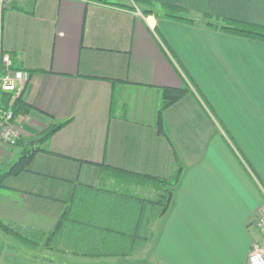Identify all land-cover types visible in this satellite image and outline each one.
Listing matches in <instances>:
<instances>
[{"label": "crops", "instance_id": "obj_1", "mask_svg": "<svg viewBox=\"0 0 264 264\" xmlns=\"http://www.w3.org/2000/svg\"><path fill=\"white\" fill-rule=\"evenodd\" d=\"M204 15L264 26V0H15L3 48L29 73L32 108L16 121L25 151H43L0 189V221L15 229L0 230V264H249L264 249V42L208 29ZM184 83L192 93L160 134L162 90ZM15 148H0V176ZM181 168L161 218L118 191Z\"/></svg>", "mask_w": 264, "mask_h": 264}, {"label": "trees", "instance_id": "obj_2", "mask_svg": "<svg viewBox=\"0 0 264 264\" xmlns=\"http://www.w3.org/2000/svg\"><path fill=\"white\" fill-rule=\"evenodd\" d=\"M95 2H109V0H91ZM142 5V3H139ZM148 6H151L150 3H145ZM124 7H128L130 9H133L131 5H125L121 4ZM153 6V5H152ZM162 9L165 12V17L169 20L178 21V22H185L188 24H193L195 22V19L191 16L189 11L187 9L172 6V5H162ZM145 16H152L154 13L152 11H144L142 12ZM202 22L205 23V26L208 29H215L218 31H221L228 35L243 37L247 39H255L259 41L264 42V26L251 24L239 20L229 19V18H221L216 17L213 15H204L202 17ZM163 93V104L161 109L158 112V131L160 134L164 133L163 130V114L166 110L177 104L179 101H181L186 95L191 94V89L187 83H184V85L179 89H172V88H164L162 90ZM5 105H8L9 99H6L3 101ZM13 109L15 112V116L17 118L18 115H28L32 111V108L26 105L22 102L21 98L18 99L14 105ZM62 127H56L52 129L49 133L44 134L40 140H38L36 143H44L46 142L50 136H52L57 130H59ZM165 134V133H164ZM21 142L18 144V146H21ZM43 151L42 149H35L31 151H26L19 161L6 173L5 175L0 176V189L4 187V183L8 178L19 176L25 172H28L35 155ZM182 168L176 175V177L172 180H165V179H159V178H153L148 175H134L138 177L140 180L138 181L139 184H148V183H159L160 185H164L162 187L163 194L160 197V201L153 202L149 201V208L147 209L151 217H163L169 210L174 190L179 183V179L181 176ZM151 185V184H150ZM153 185V184H152ZM158 185V186H160ZM161 187V186H160ZM161 189V188H160ZM161 192V191H160ZM164 203V208L161 211H157V209L162 206ZM146 211L144 210V215ZM0 230L5 231L12 235L13 232H15V229L8 225L7 223L0 221ZM14 235V234H13Z\"/></svg>", "mask_w": 264, "mask_h": 264}, {"label": "built area", "instance_id": "obj_3", "mask_svg": "<svg viewBox=\"0 0 264 264\" xmlns=\"http://www.w3.org/2000/svg\"><path fill=\"white\" fill-rule=\"evenodd\" d=\"M14 2L15 0H0V148H15L22 138L13 105L21 98L30 80L29 73L14 67L12 55L3 48L5 14ZM6 99H9L8 105L3 102ZM257 226L264 235V205L258 213ZM249 264H264L263 248H253Z\"/></svg>", "mask_w": 264, "mask_h": 264}, {"label": "rangeland", "instance_id": "obj_4", "mask_svg": "<svg viewBox=\"0 0 264 264\" xmlns=\"http://www.w3.org/2000/svg\"><path fill=\"white\" fill-rule=\"evenodd\" d=\"M22 139V138H21ZM21 139L19 141V143L21 142ZM18 143V144H19ZM23 144V143H22ZM18 146V145H17ZM28 149V146H25V145H21V146H18L17 148H15V159L14 160H11L10 164H8V167H6L5 169L9 170L10 167H12L16 162L19 161V158L26 152L25 150ZM121 180V178L119 179V181ZM173 181V180H172ZM151 184V185H150ZM153 184V185H152ZM159 183H148V184H141V186L143 187H148L149 186V189L145 190L144 192H139V193H134V191L130 190L128 187H123V188H118V191L119 192H123V193H126V194H130L131 195H136L135 197L136 198H139V199H142V200H147V201H153V202H158L160 201V197L159 195L163 194V189L162 187H164V185H160ZM110 188V189H109ZM109 188H105L107 190H116L114 189V186L112 187H109ZM113 188V189H112ZM161 188V189H160ZM159 190L161 192H159ZM0 195H1V192H0ZM0 199H1V196H0ZM2 201H0L1 203ZM164 208V203L162 204V206H160L157 211H161L162 209Z\"/></svg>", "mask_w": 264, "mask_h": 264}]
</instances>
